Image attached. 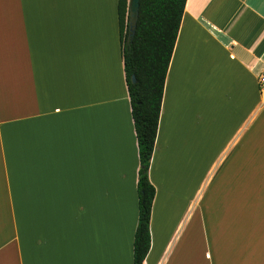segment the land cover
Listing matches in <instances>:
<instances>
[{
	"label": "crops",
	"instance_id": "0c3cea01",
	"mask_svg": "<svg viewBox=\"0 0 264 264\" xmlns=\"http://www.w3.org/2000/svg\"><path fill=\"white\" fill-rule=\"evenodd\" d=\"M117 6L0 0V264H133L139 158ZM262 73L264 0H186L148 170L142 264H264ZM213 125L198 247L194 189L179 203L169 159L175 147L188 155L195 130L210 142Z\"/></svg>",
	"mask_w": 264,
	"mask_h": 264
},
{
	"label": "trees",
	"instance_id": "16d2710c",
	"mask_svg": "<svg viewBox=\"0 0 264 264\" xmlns=\"http://www.w3.org/2000/svg\"><path fill=\"white\" fill-rule=\"evenodd\" d=\"M185 5L186 0H140L138 19L131 35L128 0H118L123 70L139 158L138 222L133 241V264H142L150 250L149 225L155 189L148 180V170L166 75Z\"/></svg>",
	"mask_w": 264,
	"mask_h": 264
},
{
	"label": "rangeland",
	"instance_id": "374dc122",
	"mask_svg": "<svg viewBox=\"0 0 264 264\" xmlns=\"http://www.w3.org/2000/svg\"><path fill=\"white\" fill-rule=\"evenodd\" d=\"M124 35H125V28L123 26L122 36L124 37ZM192 101L194 103V99ZM211 101H212V98H211ZM194 107H195L194 109L195 112L198 113L200 109L198 110L196 109L197 107L196 104L194 105ZM209 112L213 113L212 107H209ZM192 127L189 124L188 129L197 128L195 126L193 128ZM212 133L214 136H212L211 141L209 142L206 139L202 140L201 134H198L197 130H195L194 140L192 143L189 142L188 155L186 154L182 155V153H178L179 150H175L177 149L175 147L174 150L172 149L171 151L172 156L170 155V157H173V158L175 157L176 159H169L170 161L172 160L178 165L177 170L179 174L172 176V180H173L172 189H173V194L177 195L179 203L181 202L183 194H185V197L188 200H190L192 191H193L192 188L194 189L196 207L194 210L195 223H194L193 231L196 234L195 243H196V246L198 247L201 245V239L197 233L201 232L199 214H200V204L202 205V199H203V194H204L203 187H204V182L206 180L205 176H206L208 169L215 161L214 149H216V146H218V142L220 139V135L217 134L219 133L217 125H213ZM173 143L176 146L180 145L178 141H174ZM177 156H179V160H177ZM218 170L219 169L217 168V170L215 171L216 175L214 174L215 176L211 178L210 183L205 188L208 191L207 192L208 194L210 193L211 189L213 188L218 178ZM210 186L211 188L209 189ZM217 189H218V186L215 187L214 189L215 192H217ZM175 197L173 195V198Z\"/></svg>",
	"mask_w": 264,
	"mask_h": 264
},
{
	"label": "water",
	"instance_id": "95a60500",
	"mask_svg": "<svg viewBox=\"0 0 264 264\" xmlns=\"http://www.w3.org/2000/svg\"><path fill=\"white\" fill-rule=\"evenodd\" d=\"M139 1L140 0H128V14H129V30L131 35H133L136 22L138 19V11H139ZM132 82H135V78H131Z\"/></svg>",
	"mask_w": 264,
	"mask_h": 264
},
{
	"label": "built area",
	"instance_id": "2783aa9c",
	"mask_svg": "<svg viewBox=\"0 0 264 264\" xmlns=\"http://www.w3.org/2000/svg\"><path fill=\"white\" fill-rule=\"evenodd\" d=\"M258 89L262 99V103H264V73L260 74L258 79Z\"/></svg>",
	"mask_w": 264,
	"mask_h": 264
}]
</instances>
